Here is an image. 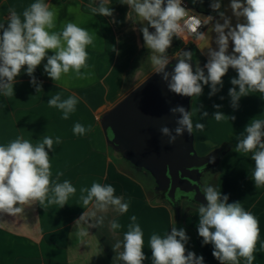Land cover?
<instances>
[{"label": "crops", "instance_id": "1", "mask_svg": "<svg viewBox=\"0 0 264 264\" xmlns=\"http://www.w3.org/2000/svg\"><path fill=\"white\" fill-rule=\"evenodd\" d=\"M33 2L35 0H0V24L7 26L10 9L22 14ZM220 2V11L232 17L234 26L237 21L232 16L230 0ZM45 3H49L51 10L57 13L55 30L71 21L94 36V44L86 49L88 68L81 70L91 75L78 78L70 72L55 82L44 71L45 58L33 74L42 89L37 93L36 86L31 83L32 77L22 69L14 84V95L4 97L0 94V145H6L17 137L28 139L33 144L42 141L44 136L51 137L53 150L46 151L50 156L52 179L57 180L56 173L62 172L58 182L69 180L77 192L62 208L45 201L43 205L37 202L25 206L24 213L16 217L0 214V264H123L113 260L115 253L111 245L123 240V233L127 231L133 215L144 232L143 251L147 259L143 264H152L150 236L153 233L163 236L173 226L186 230L190 238L186 248L197 256H203L204 264H220L212 255L213 246L204 245L198 235V207L182 204L180 216L176 217L174 209L152 193L154 182L141 176L107 146L101 129L102 115L154 72L148 59L150 50L144 46L139 30L144 25L133 24L127 19L130 9L128 5L121 4V0H109L107 6L113 9V17L93 14L91 9L98 6L99 0H45ZM193 4L192 0L191 6ZM132 18L135 19L134 12ZM216 18L219 19L218 15ZM209 27L211 25L205 26L203 32H207ZM210 35L215 37V33ZM184 43L193 45L194 64L198 60L203 67L208 59L207 50L202 53L198 49L203 42L190 37ZM212 47H216L214 39ZM53 54L48 52V55ZM236 76V71L230 68L222 78L223 87L216 94L209 96L210 86L205 85L201 96L191 97L189 111L194 125V149L200 156L219 147L226 149L218 165L205 174L202 187L220 188L223 195H228L229 203L240 201L247 211L255 215L260 236L253 264H264V248L261 247L264 244V188L257 189L250 177L255 167L251 155L233 151L237 138L249 121L252 118L264 119V94L250 93L240 99L238 108L233 109L228 93L233 87L231 79ZM57 93L62 99L72 95L78 98L76 110L68 119H63L62 111L48 104V100ZM214 105L221 107L217 109ZM205 111L208 116L202 118ZM216 111L224 113L225 118L217 121L213 117ZM197 122L205 125L203 130L195 129ZM76 123L85 128L91 125V131L75 135L73 127ZM56 137H60V144L55 143ZM94 181L111 184L116 190L115 195L130 201V207L123 215L112 210L98 213L105 216L104 225L89 228V235L80 237L79 229L86 225L82 222L76 226L75 221L92 207L84 208L79 199L80 188L90 187ZM112 219L122 227L111 230L109 221ZM239 264H246L244 258H239Z\"/></svg>", "mask_w": 264, "mask_h": 264}, {"label": "clouds", "instance_id": "2", "mask_svg": "<svg viewBox=\"0 0 264 264\" xmlns=\"http://www.w3.org/2000/svg\"><path fill=\"white\" fill-rule=\"evenodd\" d=\"M108 3L109 0H99L98 6L91 11L99 16L113 17V9L107 6ZM121 4L129 6L128 20L133 24L144 25L139 30L143 35L144 46L150 50L148 59L154 73L161 76L170 92L186 97L201 96L204 86L209 85V96H212L223 87L222 78L231 68L237 73L231 79L233 87L228 93L233 109L238 108L240 99L250 93L264 94V0H230L229 7L237 21L234 26L232 17L220 11V0H213L210 5L219 19L211 15L202 18L193 14L195 12L185 6L184 0H121ZM133 12L135 19L132 18ZM9 13L7 26L0 24V94L4 97L14 95V84L22 69L32 77L31 83L40 93L41 86L33 74L45 58L47 63L44 71L55 82L70 72L78 78L91 75L81 71L88 68L87 46L94 44V36L86 28L67 21L60 30H55L57 13L51 10L45 0H35L22 14H18L15 9H10ZM207 25H211L207 32L200 30ZM210 33H215V37ZM185 34L203 42L198 45V49L202 53L207 50V63L201 67L197 60L193 70L190 62L194 53L181 50L175 56L178 62L169 72L166 67L172 58L167 55V51L174 38ZM213 39L215 48L212 47ZM49 51L54 54L48 55ZM77 103L75 95L62 99L59 93L48 100L50 107L62 111L63 119L69 118L76 110ZM214 107L219 109L221 105ZM170 112L179 113L177 127L173 130L164 126L160 132L172 144L185 131L192 135L194 125L191 112L183 106L173 107ZM207 116L206 111L201 114L202 118ZM225 116L220 111L213 114L217 121ZM204 127L203 123L195 124L197 130H203ZM89 131L91 125L85 128L76 123L73 127L75 135H84ZM55 143H61L60 137H56ZM53 145L54 140L49 136H44L36 144L17 137L6 145H0V214L16 217L24 213L25 206L37 202L43 205L45 201L62 208L69 197L76 194L77 189L69 180L58 182L62 172L56 173L57 180L52 179L50 156L46 149L53 150ZM233 151L251 155L255 167L250 177L257 189L264 188V119L252 118L249 121L237 138ZM115 191L111 184L95 181L90 187L80 188L79 199L84 208L92 206L75 221L76 226L82 222L86 225L79 229L80 237L89 235V228L104 225L105 216L98 213L112 210L123 215L129 211L130 201L116 196ZM200 192L207 201L206 205L199 203L198 207L197 231L203 244L213 246L212 255L220 264H239V258H244L246 264H253L260 236L258 219L240 201L229 203L228 195H223L220 188L209 185L202 187ZM195 195L177 188L175 200L186 197L191 201ZM130 220L123 240L111 245L115 253L113 260L122 261L123 264H143L147 259L143 251L144 232L135 215ZM109 226L113 231L122 227L116 219L110 220ZM189 239L186 230L177 229L176 226L163 236L153 233L149 239L152 264H204L203 256H197L186 248ZM261 247L264 248V244ZM121 248L123 251H119Z\"/></svg>", "mask_w": 264, "mask_h": 264}, {"label": "water", "instance_id": "3", "mask_svg": "<svg viewBox=\"0 0 264 264\" xmlns=\"http://www.w3.org/2000/svg\"><path fill=\"white\" fill-rule=\"evenodd\" d=\"M178 58H172L166 70L171 72ZM195 70V64L190 62ZM191 97L177 95L168 90L159 74L152 73L107 110L101 117V129L106 144L137 170L147 172L154 191L162 193L180 216L182 204H207L200 192L202 178L215 168L226 152L219 147L200 156L194 149L193 134L187 131L172 144L160 129L177 127L179 113L170 109L183 106L189 111ZM195 193L189 201L186 197L175 200L176 189Z\"/></svg>", "mask_w": 264, "mask_h": 264}, {"label": "trees", "instance_id": "4", "mask_svg": "<svg viewBox=\"0 0 264 264\" xmlns=\"http://www.w3.org/2000/svg\"><path fill=\"white\" fill-rule=\"evenodd\" d=\"M210 5H211V2H209L207 0H202V2H201V0H196V3H194L190 9H192L195 12L194 14H198L200 16L211 15L213 17H216L217 13L211 9ZM149 30L154 31V29H151V28H149ZM181 50L192 51L194 53V47L191 43H184L180 38H174L171 48H169L167 51V55L169 57H175L176 54L179 53ZM135 170L141 176L148 178L151 181H153L151 176L147 172H145L144 170H137V169H135ZM153 193L156 197L160 198L162 201L167 203L172 209H174L173 206L170 203H168V201L166 200V198L164 197V195L162 193H157L155 191ZM192 205H195V204H192ZM195 206L199 207L198 205H195ZM177 223H178V220H177Z\"/></svg>", "mask_w": 264, "mask_h": 264}, {"label": "built area", "instance_id": "5", "mask_svg": "<svg viewBox=\"0 0 264 264\" xmlns=\"http://www.w3.org/2000/svg\"><path fill=\"white\" fill-rule=\"evenodd\" d=\"M184 4H185V6H186L187 8H189L185 2H184ZM193 14H194V13H193ZM204 28H205V26L202 27L200 30L203 31ZM189 38H190V36H188L187 34H185V36H183V37H180V39H181L183 42L187 41Z\"/></svg>", "mask_w": 264, "mask_h": 264}, {"label": "rangeland", "instance_id": "6", "mask_svg": "<svg viewBox=\"0 0 264 264\" xmlns=\"http://www.w3.org/2000/svg\"><path fill=\"white\" fill-rule=\"evenodd\" d=\"M187 5L189 6V9L191 8V1L192 0H185ZM170 58H174V57H170ZM145 79V78H144ZM204 178V177H203ZM203 178H202V181H203ZM153 193V192H152ZM154 194V193H153Z\"/></svg>", "mask_w": 264, "mask_h": 264}]
</instances>
